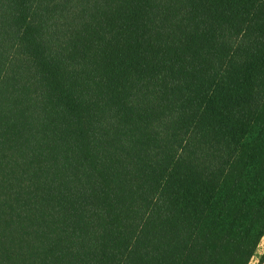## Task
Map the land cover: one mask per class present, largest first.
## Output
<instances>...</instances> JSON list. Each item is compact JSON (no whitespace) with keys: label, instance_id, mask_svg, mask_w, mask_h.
<instances>
[{"label":"trees","instance_id":"obj_1","mask_svg":"<svg viewBox=\"0 0 264 264\" xmlns=\"http://www.w3.org/2000/svg\"><path fill=\"white\" fill-rule=\"evenodd\" d=\"M263 238L264 0H0V264Z\"/></svg>","mask_w":264,"mask_h":264},{"label":"rangeland","instance_id":"obj_2","mask_svg":"<svg viewBox=\"0 0 264 264\" xmlns=\"http://www.w3.org/2000/svg\"><path fill=\"white\" fill-rule=\"evenodd\" d=\"M260 257H264V238L262 239L259 246L257 256L251 261L250 264H264V262H261Z\"/></svg>","mask_w":264,"mask_h":264}]
</instances>
